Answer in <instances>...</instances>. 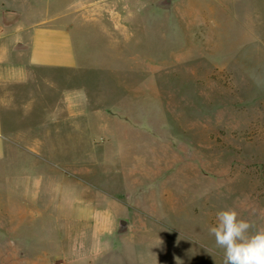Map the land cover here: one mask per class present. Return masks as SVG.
<instances>
[{
	"label": "rangeland",
	"instance_id": "obj_1",
	"mask_svg": "<svg viewBox=\"0 0 264 264\" xmlns=\"http://www.w3.org/2000/svg\"><path fill=\"white\" fill-rule=\"evenodd\" d=\"M103 8L76 21L79 68L62 90L106 127L74 135V159L56 163L70 207L0 219V264H223L209 234L219 210L264 228V0ZM93 213L106 225L91 248Z\"/></svg>",
	"mask_w": 264,
	"mask_h": 264
},
{
	"label": "crops",
	"instance_id": "obj_2",
	"mask_svg": "<svg viewBox=\"0 0 264 264\" xmlns=\"http://www.w3.org/2000/svg\"><path fill=\"white\" fill-rule=\"evenodd\" d=\"M108 1L0 0V211L5 210L0 219L5 224H13L14 208L54 214L70 207L57 200L65 174L56 163L72 161L73 136L85 144L93 128L105 129L107 117L101 109L86 114L77 91L62 89L76 82L79 68L76 21L101 15ZM21 18L27 20L19 23ZM46 162L49 169L43 168ZM74 166L77 170L78 163ZM81 170L74 175L86 176ZM94 202L92 208L103 207L100 198ZM94 215L86 234L91 248L106 225L103 216Z\"/></svg>",
	"mask_w": 264,
	"mask_h": 264
},
{
	"label": "clouds",
	"instance_id": "obj_3",
	"mask_svg": "<svg viewBox=\"0 0 264 264\" xmlns=\"http://www.w3.org/2000/svg\"><path fill=\"white\" fill-rule=\"evenodd\" d=\"M209 234L223 250V264H264V228L256 229L235 208L219 210Z\"/></svg>",
	"mask_w": 264,
	"mask_h": 264
},
{
	"label": "water",
	"instance_id": "obj_4",
	"mask_svg": "<svg viewBox=\"0 0 264 264\" xmlns=\"http://www.w3.org/2000/svg\"><path fill=\"white\" fill-rule=\"evenodd\" d=\"M119 225H120V227H124L125 226V222L124 221H120Z\"/></svg>",
	"mask_w": 264,
	"mask_h": 264
}]
</instances>
